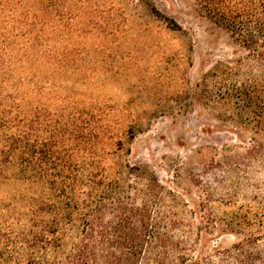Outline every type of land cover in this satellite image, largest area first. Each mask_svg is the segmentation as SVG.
I'll use <instances>...</instances> for the list:
<instances>
[{
    "label": "rangeland",
    "instance_id": "374dc122",
    "mask_svg": "<svg viewBox=\"0 0 264 264\" xmlns=\"http://www.w3.org/2000/svg\"><path fill=\"white\" fill-rule=\"evenodd\" d=\"M39 13L27 32L0 4V83L26 106L32 143L50 142L64 114L75 132L82 124L86 146L97 129L110 164L147 166L176 190L182 203L174 234L188 240L194 259L212 254L222 264L217 249L250 237L263 244L264 154L251 162L243 156L264 144V132L256 131L250 101L219 96L221 70L241 55L227 30L194 0H43ZM251 69L243 66L239 80L254 86L258 70ZM35 192L15 176L0 180L5 264L25 261L27 250L17 255V240L8 238ZM231 217L241 224L228 228Z\"/></svg>",
    "mask_w": 264,
    "mask_h": 264
},
{
    "label": "trees",
    "instance_id": "16d2710c",
    "mask_svg": "<svg viewBox=\"0 0 264 264\" xmlns=\"http://www.w3.org/2000/svg\"><path fill=\"white\" fill-rule=\"evenodd\" d=\"M3 1L2 11L13 14L15 23L27 32L36 27L43 0ZM194 2L200 14L227 30L240 47L235 64L221 70V100L250 101L256 131L264 132V0ZM151 10L161 13L154 6ZM243 66L258 70L250 78L254 86L240 82ZM233 77L235 82L227 84ZM4 85L0 83V180L15 176L38 191L16 212L20 228L8 240H17V255L21 249L27 253L25 261L14 258L15 264H213L214 255L194 259L187 253L188 240L176 238L182 200L174 188L147 166L110 164L104 136L94 128L86 146L82 124L75 132L64 121L66 114L50 142L40 144L37 138L32 143L28 110ZM71 134L78 140L76 147L67 142ZM262 154L264 144L257 142L243 160ZM240 224L237 217L225 223L230 229ZM215 254L222 264H264V243L250 237Z\"/></svg>",
    "mask_w": 264,
    "mask_h": 264
}]
</instances>
